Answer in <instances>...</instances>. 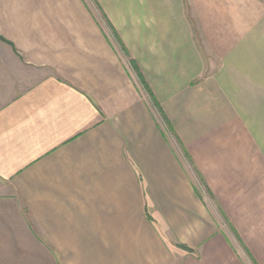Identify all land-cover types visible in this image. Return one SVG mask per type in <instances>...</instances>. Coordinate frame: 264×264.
Returning a JSON list of instances; mask_svg holds the SVG:
<instances>
[{"label": "crops", "instance_id": "1", "mask_svg": "<svg viewBox=\"0 0 264 264\" xmlns=\"http://www.w3.org/2000/svg\"><path fill=\"white\" fill-rule=\"evenodd\" d=\"M97 1L136 68L103 36L47 55L74 23L94 35L82 5L0 0V264H264V0Z\"/></svg>", "mask_w": 264, "mask_h": 264}, {"label": "rangeland", "instance_id": "2", "mask_svg": "<svg viewBox=\"0 0 264 264\" xmlns=\"http://www.w3.org/2000/svg\"><path fill=\"white\" fill-rule=\"evenodd\" d=\"M47 2L51 4L61 3L70 5V3H72L82 5L87 10V14L90 15V17H86V22H90L91 19L93 21V24H95L93 36L90 33V23H78V26H75L74 23V29H72L71 27H66V30L70 31L71 44L68 43L69 38H61L62 40L58 39V43L47 44V55H63V52L67 55L70 52L76 53V55H86L87 53L92 51L94 55H96V52L102 51V45L104 44L102 41V36L105 37V42L110 45L111 50L121 52V48L124 49L125 46L119 42V36L117 35V32L113 27L108 14L105 13L101 4L97 0H47ZM48 14L49 13H47V15ZM61 14L64 18V14L62 12H59L58 15L56 13H51L52 16L57 15V17ZM66 19L70 20L69 18ZM75 22L77 23V21ZM61 41H64L65 43H60ZM123 51H125V49ZM121 53L125 55L129 67L136 68V65H133V61L131 58L132 55L129 54L128 51H126L125 53ZM140 77L143 85L152 96L153 101L155 100L156 102V98L148 88V85L146 84L143 76ZM156 105L158 108V116L160 120L159 127L161 128L165 139L169 143V146L173 147L174 150L179 153L178 156L181 160H184L185 165L183 167V172L185 176H187V178H189L192 182L197 195H199L202 203L207 208V210L215 211L219 214L220 219L215 220V223L217 226H219L221 232L229 237L231 239V243L237 246L238 250L245 255V260H250L251 253L243 237L240 235L233 222L227 219V216L225 215L221 204L217 201L203 173L198 169L193 157L189 154L187 145L185 144L183 139H181V135L176 131L174 125L165 115V112L158 101L156 102ZM259 223L264 224V221H259ZM178 246L182 249L183 247H185L183 245ZM183 250L190 251V249L187 247H185V249Z\"/></svg>", "mask_w": 264, "mask_h": 264}, {"label": "trees", "instance_id": "3", "mask_svg": "<svg viewBox=\"0 0 264 264\" xmlns=\"http://www.w3.org/2000/svg\"><path fill=\"white\" fill-rule=\"evenodd\" d=\"M1 38V37H0ZM3 39V38H2ZM183 249H185V247H183Z\"/></svg>", "mask_w": 264, "mask_h": 264}]
</instances>
